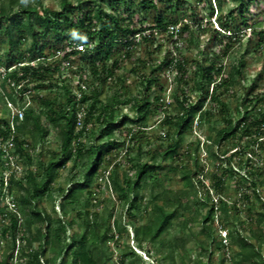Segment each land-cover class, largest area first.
Returning <instances> with one entry per match:
<instances>
[{"label":"trees","instance_id":"obj_1","mask_svg":"<svg viewBox=\"0 0 264 264\" xmlns=\"http://www.w3.org/2000/svg\"><path fill=\"white\" fill-rule=\"evenodd\" d=\"M164 1L168 5L160 11L156 0H58L56 8L45 7L42 0H0V264H144L135 249L155 264H264V198L257 191L264 187V167L258 169L248 152L253 143L264 142L258 136L264 130V91L252 89L264 77V63L250 80L251 88L235 95V117L219 91L246 81L247 48L222 76V56L230 53L235 41L242 44L237 36L242 27L249 29V36H257L258 47L264 44V27L257 28L247 18L257 0H229L228 6L223 0H200L207 7V19H195L197 14L191 12L172 30L177 21L168 10L180 0ZM151 9L152 24L136 19L137 12ZM213 17V40L221 42L225 35L234 39L222 55L210 54L208 46L200 49L193 71L195 100L184 90L189 84L188 60L175 53L143 61L146 72H139L133 61L129 71L137 78L135 94L128 90L124 74L115 76L121 61L132 58L136 37L150 44L155 32L163 31L168 38L187 32L199 47V33L211 26ZM74 58H79L76 68L70 64ZM69 67L78 75L75 90L64 76ZM162 71H174L175 107L160 120L165 132L159 137L165 141L145 152L136 137L148 127L153 110L165 103ZM105 87L113 92L104 94ZM8 103L23 108L21 119L16 115L10 120ZM194 123L198 129L208 125L207 149L226 140L233 146L230 154L229 148L222 150L228 165L213 172L211 186L203 178L200 140L181 150ZM51 127L58 132L46 158L37 149ZM180 151H185L186 164L176 166L182 189L173 197L161 176ZM120 152L124 157L117 159ZM211 155L218 158L213 151ZM233 164L243 171L235 180L237 186L252 187L259 207L246 190L240 192L242 208L223 196L224 179L236 175ZM103 184L115 199L96 196ZM115 204L119 207L113 214ZM249 221L257 227H248ZM130 224L134 247L121 236L122 226ZM221 230L229 236L226 243ZM179 242L187 252L196 249L195 259L180 250ZM214 250L223 253L217 261Z\"/></svg>","mask_w":264,"mask_h":264},{"label":"rangeland","instance_id":"obj_2","mask_svg":"<svg viewBox=\"0 0 264 264\" xmlns=\"http://www.w3.org/2000/svg\"><path fill=\"white\" fill-rule=\"evenodd\" d=\"M74 1V0H73ZM158 7L160 8V11H164L166 6L168 5L164 0H156ZM224 4L226 3L229 4V0H223ZM43 4L45 7L48 8H56L58 7V0H42ZM179 5L177 6H171V8L168 10L169 16L172 18L176 19L177 23L173 27H170V30L176 29L181 23V21L185 20L188 15L191 14V12H194L197 14V17L195 19H202V21H205L207 19V14L208 10L207 7L204 5V3H200V0H180ZM103 6L106 8V4L104 3ZM228 6V5H227ZM125 9V7H123ZM132 9H137L136 6H133ZM123 10V9H122ZM249 13L247 15L248 22L253 23L257 25V28L264 27V0H257L254 3L251 4L249 8ZM138 14L136 15V19L141 20L145 19V24L149 25L153 23V17L155 15V11L153 9L149 10L148 12H143L139 11L137 12ZM191 22V21H190ZM137 25V21L135 22ZM234 25H239L238 22H236ZM213 28H217L215 19L213 17L212 19V24L211 26H205L203 30L200 31L199 33V38L201 41V45L198 47L194 43H191L189 40V36L187 32H182V33H174V36L172 38H168L166 34L162 32H155L154 35L151 38L150 44L142 42L139 37H136L135 45L132 46L134 47L131 50V56L132 58L129 60L124 59V61H121V65L119 69L116 71L115 76L118 74H124L126 78V85L129 86L128 90H131L134 94L136 93V75L133 72H130L129 69L131 68L133 61L138 63V71L139 72H146L148 69L146 66L142 65V62H152V61H159L162 57L168 56L170 57L175 53L177 57L181 56L183 58H186L188 60L186 64V69H187V77L189 84L188 86L184 89L188 92V94L191 96L192 100L196 99V92L193 90V75H194V69L196 62L200 60V49H202L204 46H208L207 50L208 52L213 53V52H218L220 55H222V50L226 49L227 47V42L233 41L234 38H230L225 35V37L221 36V42L217 40H213ZM249 29H245L242 27L241 31L239 32V38L242 44L238 42H234L233 49L230 50V53L226 56H222V66H223V71H222V76H224L228 69L230 68L231 64L236 61L237 57L241 55L242 51L247 48V51L244 52L243 56L245 59V67H244V76L246 81L244 80L235 85L233 89L226 91L223 88H220L221 92V97L224 100H227L230 102L231 105V112L233 117L236 116V99L235 95L237 94H243L244 92L248 91L251 88L250 85V80L255 78L261 71H262V65L264 63V44L261 47H258L256 45L257 42V36L252 35L249 36L248 34ZM210 38L212 40H210ZM208 44V45H207ZM203 46V47H202ZM178 48V49H176ZM123 50L118 51L117 54H115V57L121 56ZM142 60V61H138ZM70 64H72L75 68L79 64V58H74L71 60ZM164 70V69H162ZM65 78H66V83L71 86L72 89H76L77 81H78V75L69 67L68 69H65ZM173 75L174 71H167L163 73V71L160 73V84L165 88V91L163 92V97H164V105L161 107V109H154L151 117L149 118L148 121V127L143 131V133H140L137 135V141L141 142L142 148L146 152L147 149H156L159 148L160 143L164 142L165 140H161L159 137V133L162 134V132H165V129L163 130L160 126V120L161 117L164 115L165 111L167 112H173L174 107H175V102L171 98V94L174 91V82H173ZM111 86V82L109 83ZM117 88L119 86V83H116ZM184 86V81L180 83V87L182 88ZM252 89L254 92H263L264 91V77L259 79L256 83L255 86H252ZM181 91V89H179ZM113 92V89H107L106 87L103 90L104 94H110ZM103 94V95H104ZM209 103H204V107H208ZM8 107V105H7ZM6 107V108H7ZM4 106V109H6ZM9 108V107H8ZM125 112L129 111L128 107L124 108ZM215 118H218V113L215 111ZM197 124L194 123V129L192 133H188L185 135V143L183 145V148L181 150H185L189 148V142L194 141L196 138L200 140V151H199V158L201 159V163L204 165V174L205 176L203 177L205 180V184L207 186H211L212 179H213V172L219 173L221 168H226L228 165V155H224L222 153V150L228 149V154L232 151L231 146V141L226 140L221 143L220 146H214L212 149H207L206 145L208 144L207 141V135L209 134V129L208 125L204 123L201 127V129H198ZM221 126V124H218ZM58 132L57 128L51 127L48 128V135L44 138L42 141V144L39 145V148L37 149L38 151H41L43 153L44 157L49 156L50 150L54 147V142L51 140L55 136V134ZM122 137H124V134L122 133ZM259 137V140L264 138V130L263 133H261ZM234 144L237 145L238 139L234 138L232 141ZM240 144H243V141H239ZM260 141H257L252 144V146L249 147V151L252 158V163L256 164L258 166V169H261L264 167V142L262 141V144L259 143ZM121 149V148H120ZM119 149V151H120ZM215 152L218 154V158H214L211 155V152ZM185 151H180V157H178L174 162H172L170 168L162 175L161 177L165 180V188L169 190L168 195L176 197L179 195V190L182 189V181L181 178L179 177L178 174V169L176 166L186 164V159H185ZM248 152L245 151V153L242 155L243 158L248 154ZM136 153L135 148H133L132 154L134 155ZM149 155L148 153H146ZM124 157L122 152L119 154V158ZM232 169L235 171L236 175L234 177L226 176L224 179V185H223V196L229 200L230 203L236 202L237 206L242 208V199H240V192L247 191L249 194L252 196V201L259 207L260 206V201L254 194V191L252 187H248L247 183L241 184L239 186L238 183L235 181L236 178L243 172L242 170H239V168L233 164ZM7 172V171H6ZM63 173H61L62 175ZM61 181V179H60ZM58 184L55 187V190L57 189ZM239 188V189H237ZM258 194L260 197L263 196L264 198V187L258 186L257 188ZM214 194V193H212ZM187 198H190L189 192L185 193ZM98 198H102L104 196H109L113 199L116 198V195L112 193L107 185H102V192L96 194ZM215 198L218 197V195L214 194ZM10 201V199L8 198ZM118 205L115 204V209L114 213L118 210ZM48 208L50 209V204H48ZM55 210L58 213V207L55 206ZM102 211V210H101ZM125 211H123V215ZM147 218V217H146ZM241 218L243 220H247L244 214H242ZM247 226L250 228H256V223L249 221L247 223ZM123 230L121 233L122 240L127 241L129 245L134 247L135 243L132 241V232H133V225H123L122 226ZM128 233V235L126 234ZM223 234V235H222ZM222 239L223 236L225 239H228L229 236L225 235L223 231H220L219 234ZM219 238V236H218ZM227 242V241H226ZM27 246V244H26ZM180 250H183V252H186L188 254V257L190 259H195L197 255L196 249L193 247L191 251H188L183 243L179 242L178 245ZM137 253L140 255L141 260L144 262V264H155L150 258L146 256V254L143 251H140L138 249H135ZM229 251V250H227ZM226 251V252H227ZM232 251V249H231ZM115 257H117V253L114 252ZM222 252L220 250H214L213 253V258L215 261L219 260V258L222 256ZM161 264V263H159ZM225 264H229L226 262Z\"/></svg>","mask_w":264,"mask_h":264},{"label":"built area","instance_id":"obj_3","mask_svg":"<svg viewBox=\"0 0 264 264\" xmlns=\"http://www.w3.org/2000/svg\"><path fill=\"white\" fill-rule=\"evenodd\" d=\"M78 50H83V45L82 44H77L75 46ZM9 109H10V120H13L14 116H18L19 119H21L23 117V108H19V107H15L14 105H12L11 103L7 104ZM82 115H83V108L80 107V110L77 113V119H76V125L79 127L82 125ZM15 165V163H14ZM7 176V173H6ZM11 206H13V204H10ZM224 232V234L226 235V232L224 230H221ZM223 235V234H222ZM227 239H225V237L223 236V242L226 243Z\"/></svg>","mask_w":264,"mask_h":264}]
</instances>
